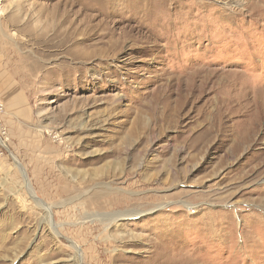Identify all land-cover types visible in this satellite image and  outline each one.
I'll return each mask as SVG.
<instances>
[{
  "label": "rangeland",
  "instance_id": "1",
  "mask_svg": "<svg viewBox=\"0 0 264 264\" xmlns=\"http://www.w3.org/2000/svg\"><path fill=\"white\" fill-rule=\"evenodd\" d=\"M0 2V264H264V0Z\"/></svg>",
  "mask_w": 264,
  "mask_h": 264
},
{
  "label": "bare ground",
  "instance_id": "2",
  "mask_svg": "<svg viewBox=\"0 0 264 264\" xmlns=\"http://www.w3.org/2000/svg\"><path fill=\"white\" fill-rule=\"evenodd\" d=\"M2 8L3 7L0 6V13H1L0 16L2 15V12L4 11V10H2ZM0 27H6L3 24L2 20H0ZM14 160H15V164L22 171V174L24 176L23 178H24V183H25L26 188L29 190L30 195L33 196V194L35 192H34V189H33L32 185H31L30 181L28 180V177H27V174L25 172L24 167L20 164V162L18 161V159L15 156H14ZM104 196L107 197L108 196V193L105 192ZM120 197H122V196H120ZM120 197L113 196L112 198L107 199V202L105 203L106 207H113L114 205H117V204L121 205L122 201L125 200V199L124 198L122 199ZM113 201H114V203H113ZM125 202L126 203H129L128 200H125ZM35 203L37 205H39L40 207H42L45 211H47V213H50L51 212V211H49L50 210V207L48 205H46V203H44L43 201H35ZM143 213H144V211H138V210H135V209H133V210H123V211L114 212L112 214H106L103 217H101L100 219L103 220V221H105V222H110V221H115V220L120 219V218H127V217H132V216L138 217V216H140Z\"/></svg>",
  "mask_w": 264,
  "mask_h": 264
},
{
  "label": "built area",
  "instance_id": "3",
  "mask_svg": "<svg viewBox=\"0 0 264 264\" xmlns=\"http://www.w3.org/2000/svg\"><path fill=\"white\" fill-rule=\"evenodd\" d=\"M5 104L0 96V154L8 150L6 143H9V134L7 127L4 125Z\"/></svg>",
  "mask_w": 264,
  "mask_h": 264
},
{
  "label": "crops",
  "instance_id": "4",
  "mask_svg": "<svg viewBox=\"0 0 264 264\" xmlns=\"http://www.w3.org/2000/svg\"><path fill=\"white\" fill-rule=\"evenodd\" d=\"M1 96V95H0Z\"/></svg>",
  "mask_w": 264,
  "mask_h": 264
}]
</instances>
